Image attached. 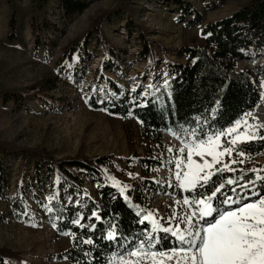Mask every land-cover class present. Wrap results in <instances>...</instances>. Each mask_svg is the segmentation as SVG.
Here are the masks:
<instances>
[{"label":"trees","instance_id":"16d2710c","mask_svg":"<svg viewBox=\"0 0 264 264\" xmlns=\"http://www.w3.org/2000/svg\"><path fill=\"white\" fill-rule=\"evenodd\" d=\"M53 0H30V25L36 40V47L47 43L42 38L46 31L55 25L50 20V3ZM8 6V39L16 42L19 32V9L17 0H5ZM64 16L72 18L83 14L88 8L86 0H59ZM180 11H194L195 17L189 27L201 26L208 11L224 8L227 0H210L205 12L197 11L184 0H169ZM116 7L101 11L92 17L90 28L68 44L58 61V78L47 79L40 84L42 92L56 89L59 80L69 70H80L84 63L83 55L93 38L97 39L108 58H104L96 79L106 85V97L99 103L93 96L90 106L95 110H105L110 116L124 120H137L143 139L149 143H162L163 136L172 132L185 141L194 136L200 138L225 133L249 113L254 114L263 105L264 88V0H250L231 16L206 23L201 30L202 45L184 48L179 56L187 63L163 60L167 73L164 83L154 89L138 86L128 89L120 81L106 76L103 70L118 67V55L103 32L105 22L112 23L122 13H129L132 27H139L144 45L141 51L151 67L160 61L153 42L147 41L149 30L135 20L136 11L130 7V0H116ZM129 25V27H131ZM252 60L253 69H241L239 63ZM263 60L261 64L260 61ZM0 98L5 102L22 104L26 100L23 92L8 89L0 83ZM264 128L260 129L255 140L238 142L231 155L217 164L212 171L223 168L227 163L235 171H224L221 179L232 178L237 184L226 186L227 195L241 198L250 196L248 189L242 188L248 180L264 177V163L257 156L264 152ZM227 138L222 140V149L228 147ZM243 150L244 155H239ZM5 156H18L23 163L32 162L34 176L29 177L28 185L24 179L17 186L11 207L13 213H31L37 204L41 209L48 203L42 201L45 189L51 191L49 204L53 210L48 217L55 218L57 235L68 234L69 247L61 252L59 261L69 264H111L113 256L123 248H129L144 238V229H150L152 222L144 220L147 215L144 193L157 188L161 193L169 191L179 201L185 197L197 198L196 192L182 191L172 187H161L149 178L150 170L162 165L153 157L129 159L127 165L139 164L142 174L123 166L110 156L89 157L78 154L75 157H58L53 151L44 148L19 147L15 143L0 140V183L6 184ZM235 161V163H232ZM24 176L26 170H24ZM126 177L128 181L117 176ZM88 178L98 183L97 196L86 186ZM140 178L136 184L132 180ZM213 180L217 177L213 176ZM39 188L40 194L35 192ZM232 188L236 192L231 191ZM256 190L264 195V181L256 180ZM123 189V191H121ZM205 192L207 189L199 188ZM128 197V199H125ZM253 200L258 197H251ZM234 204L232 207H238ZM196 207L197 206H193ZM198 210V209H197ZM153 212V210H152ZM95 214V215H94ZM2 216V214H0ZM96 215L100 217L96 219ZM40 218V215L37 216ZM79 220V223H77ZM111 234V235H110ZM155 250L168 251L175 246V237L163 231L154 235ZM91 241V243H87ZM158 241V242H157ZM0 264H29L19 254L0 250Z\"/></svg>","mask_w":264,"mask_h":264},{"label":"rangeland","instance_id":"374dc122","mask_svg":"<svg viewBox=\"0 0 264 264\" xmlns=\"http://www.w3.org/2000/svg\"><path fill=\"white\" fill-rule=\"evenodd\" d=\"M192 8L205 12V6L210 0H184ZM250 0H227L224 8L208 11L203 25L189 27L188 23L195 17L194 11H180L169 0H130V7L136 11L135 20L149 30L147 41L153 42L158 54V63L151 67L141 54L144 41L139 27H132L129 13H122L112 23L103 24V32L109 43L114 46L118 55V67L112 70H103L128 89L138 86L154 89L164 83L163 76L167 73L163 60L177 63H187V59L179 53L186 47L202 45L201 30L206 23L218 21L231 16ZM88 8L83 14L72 18L64 16L59 0L50 3V20L55 25L46 31L42 44L36 46L30 25V0H17L19 9V32L16 42L8 39V6L5 0H0V83L8 89L19 90L26 96L22 104L15 102L5 103L0 98V140L15 143L19 147L44 148L53 151L58 157H75L79 153L89 157L110 156L118 161L123 168L133 169L135 174H142L139 164L127 165L129 159L138 157H153L162 161L158 168L150 170L149 178L161 187L181 189L176 179V172L181 175L187 171L186 145L194 144V136L183 141L177 135L168 132L163 136L162 143L146 142L140 131L137 120H124L110 116L105 110H95L90 106V100L95 96L99 103L106 97V85L96 79V71L100 69L104 58L108 60L102 46L93 38L84 53V63L80 65L78 73L69 70L52 91L42 92L40 84L47 79L58 78V61L64 48L87 32L92 17L101 11L116 7V0H86ZM131 25V27H129ZM261 64L263 60L260 61ZM241 69H253L256 64L252 60H243L239 63ZM264 88V77H262ZM261 105L254 114L248 115L235 124V131L222 135L219 141L215 140L216 152H222V140L236 139V143L255 140L260 129L248 125L264 124L260 111ZM254 117L256 119H254ZM253 131L255 138L249 139ZM238 137V138H237ZM185 148L181 153L180 149ZM226 154V153H225ZM220 156V161L225 159ZM192 159L203 164L212 162V156L203 157L193 154ZM184 160L179 168L178 161ZM258 162L264 163V152L257 156ZM217 164L214 165V167ZM213 167V168H214ZM212 168V169H213ZM6 184L0 183V250L19 254L29 264H69L68 261H59L57 256L65 251L71 242L68 234L59 236L55 229V218L48 217L47 213L53 210L49 204L51 191L45 189L42 201L48 203L41 209L37 204L31 216L26 213L15 215L11 207L17 186L22 179L28 185L29 177L34 176L32 162L23 163L18 156H5ZM211 169V171H212ZM24 170L28 176H24ZM207 170V169H206ZM132 171V170H131ZM120 180L128 181L126 177L117 176ZM140 178L131 181L138 183ZM86 186L97 196L98 183L88 178ZM40 194L39 188L34 189ZM152 188L144 193L145 209L148 220L152 222V232L149 231L142 240L129 248H123L112 258L111 264H158L160 258H152L150 254L130 256L129 252L137 249L144 241L145 253L156 251L155 247L148 249V237H154L164 227L176 229L186 213L197 211L196 207L183 204L169 191L158 192ZM239 207V206H238ZM237 208V207H233ZM152 209L155 211L152 212ZM38 214L40 218H38ZM153 221L160 229L153 228ZM199 223L204 225V221ZM181 228L186 225L179 223ZM155 238V237H154ZM155 245L156 238L152 240ZM121 256L124 257L121 260ZM164 264H176L164 260Z\"/></svg>","mask_w":264,"mask_h":264},{"label":"snow or ice","instance_id":"6c2138e0","mask_svg":"<svg viewBox=\"0 0 264 264\" xmlns=\"http://www.w3.org/2000/svg\"><path fill=\"white\" fill-rule=\"evenodd\" d=\"M254 119L256 118L254 117ZM248 127L258 130L264 128V124L248 125ZM234 131V128L228 129V133ZM222 135L224 133L216 134L215 140L219 141ZM255 136L256 132L253 131L249 139L255 138ZM260 138L264 139V136ZM213 141V136H207L200 138L194 144L186 145L188 170L183 175L176 172V179L180 182L179 186L185 191L197 193L195 199L190 200L189 197H185L183 204L190 207L197 206L198 210L190 214L186 213L179 221L186 227L181 228L178 223L176 229L170 227L162 229L163 232L171 233L175 237V246L168 251L145 253L144 241H141L137 249L129 252L130 256L150 254L152 258H160L158 264H164V260L172 261L174 259L176 264H264V195H260L255 188L256 180L264 181V177L257 175L256 180L250 179L241 185L251 193L250 196L242 198L248 200V203H241V198L227 195L223 190L226 186L237 184V180L221 179L218 174L235 170L231 169L227 163L223 168L215 169V172L211 169L215 164L221 162L220 156L225 153L232 154L236 139L228 141L229 146L224 147L223 151L219 153L215 149L220 145L214 144ZM180 152L184 153L185 148H181ZM205 153L212 156V162L204 161L201 164L192 159L193 154L203 157ZM238 154L243 156V150L241 149ZM184 163V160H180L176 167L179 168ZM213 176H216L217 179L213 180ZM199 188L207 189V191L200 192ZM231 191L235 193L236 189L232 188ZM253 196L258 198L253 200L251 198ZM234 204L240 206L232 208L231 206ZM149 216L151 213L146 215L144 220H148ZM96 219L99 220L100 217L96 215ZM200 220L204 221V225L199 223ZM160 227L157 222L153 221L154 229H160ZM153 239L155 238L148 237L149 250L155 247L152 243ZM87 243H91V241H87ZM123 259L124 257L121 256V260Z\"/></svg>","mask_w":264,"mask_h":264},{"label":"bare ground","instance_id":"6f19581e","mask_svg":"<svg viewBox=\"0 0 264 264\" xmlns=\"http://www.w3.org/2000/svg\"><path fill=\"white\" fill-rule=\"evenodd\" d=\"M261 118L264 119V109L260 111Z\"/></svg>","mask_w":264,"mask_h":264},{"label":"built area","instance_id":"2783aa9c","mask_svg":"<svg viewBox=\"0 0 264 264\" xmlns=\"http://www.w3.org/2000/svg\"><path fill=\"white\" fill-rule=\"evenodd\" d=\"M157 194L159 195V193L157 192ZM146 233H147V230H146Z\"/></svg>","mask_w":264,"mask_h":264}]
</instances>
